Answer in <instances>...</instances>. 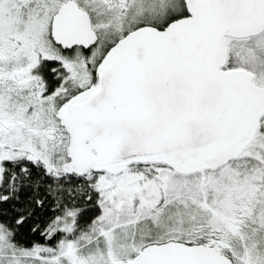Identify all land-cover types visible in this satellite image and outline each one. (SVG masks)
I'll return each instance as SVG.
<instances>
[{
    "label": "snow or ice",
    "instance_id": "1",
    "mask_svg": "<svg viewBox=\"0 0 264 264\" xmlns=\"http://www.w3.org/2000/svg\"><path fill=\"white\" fill-rule=\"evenodd\" d=\"M0 264H264V0H0Z\"/></svg>",
    "mask_w": 264,
    "mask_h": 264
}]
</instances>
